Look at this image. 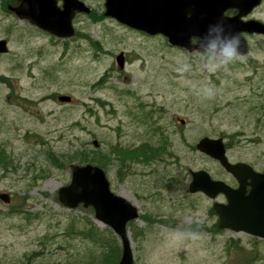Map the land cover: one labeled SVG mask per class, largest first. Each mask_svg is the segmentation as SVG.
Listing matches in <instances>:
<instances>
[{
    "label": "rangeland",
    "instance_id": "374dc122",
    "mask_svg": "<svg viewBox=\"0 0 264 264\" xmlns=\"http://www.w3.org/2000/svg\"><path fill=\"white\" fill-rule=\"evenodd\" d=\"M103 1L85 0L92 12L76 19L67 40L0 9V40L8 47L0 54V150L7 159L0 193L11 200L0 201V264H83L98 254L78 230L91 222L108 228L90 209L68 210L57 200L77 164L69 157L94 151L111 190L138 208L128 229L133 264H264V241L217 229L212 202L187 192L189 171L230 183L218 163L192 150L204 137L222 138L230 162L264 170L263 38L250 36L247 56L209 71L196 51L95 17ZM253 18L264 22V4ZM119 53L123 70L114 61ZM184 62L190 70L181 73ZM205 84L214 88L211 99L197 95ZM153 127L170 138V158L152 165L106 158L156 142Z\"/></svg>",
    "mask_w": 264,
    "mask_h": 264
},
{
    "label": "water",
    "instance_id": "95a60500",
    "mask_svg": "<svg viewBox=\"0 0 264 264\" xmlns=\"http://www.w3.org/2000/svg\"><path fill=\"white\" fill-rule=\"evenodd\" d=\"M21 1L20 6L9 9L19 19H26L30 24L58 38L73 36L70 19L74 11H89L76 0H63L62 10L56 8L53 0ZM259 2L260 0H105L104 16L149 35L161 34L171 46L189 52L199 47L198 44L191 45L190 37L202 36L209 24L222 20L227 31L239 34L241 52L245 55L247 47L240 33L245 31L264 34V26L257 22L241 24L238 19ZM230 8L239 11L236 17H224V12ZM6 52V41L0 40V54ZM116 62L122 68L121 54L116 57ZM59 100L68 102L69 98L60 97ZM93 144L97 145L96 142ZM195 147L199 152L217 160L231 173L238 188L231 189L221 181L212 180L204 171H197L190 172L192 179L188 185L189 192H202L211 199L219 194L224 195L226 204H213L218 216V228L264 239V173H255L245 164H229L220 138H202ZM246 187H249L247 194ZM0 200L9 203L7 194H0ZM58 200L70 209L79 204L84 208L92 207L95 220L110 227L120 240L122 251L118 264H132L126 224L137 218V210L125 199L109 191L101 169L90 165L71 166L70 182L58 190Z\"/></svg>",
    "mask_w": 264,
    "mask_h": 264
},
{
    "label": "trees",
    "instance_id": "16d2710c",
    "mask_svg": "<svg viewBox=\"0 0 264 264\" xmlns=\"http://www.w3.org/2000/svg\"><path fill=\"white\" fill-rule=\"evenodd\" d=\"M154 133L158 134V139L156 142H152L151 144H141L138 147H135L132 150H117L115 149L113 153L107 154L106 158L109 160L112 158H118L119 164L125 163H140L142 165H150V164H159L160 162L165 161L166 158H170L171 155L169 153L170 149V138L164 134L163 130H159L157 127H153ZM192 150L194 148L192 147ZM93 156H82L81 154H73L69 157L70 164H95L97 166L103 167L104 164L101 162L98 151H94L92 153ZM48 160L52 164V166H56L55 163L56 157L54 156V152L49 151L47 153ZM66 160V159H65ZM7 166V159L4 156L3 152L0 150V167ZM129 167V166H128ZM127 166L124 167V170H129ZM167 179H169L167 177ZM213 214V212L211 211ZM78 235L83 239H86L94 244H97L100 247V250L96 256L89 257V259L83 264H117L120 256V248L118 243L113 236V234L107 230H99L92 222L84 224V227L78 230ZM235 242V241H234ZM241 249V248H240Z\"/></svg>",
    "mask_w": 264,
    "mask_h": 264
},
{
    "label": "clouds",
    "instance_id": "9594fccd",
    "mask_svg": "<svg viewBox=\"0 0 264 264\" xmlns=\"http://www.w3.org/2000/svg\"><path fill=\"white\" fill-rule=\"evenodd\" d=\"M202 41L206 42L201 43ZM190 42L199 45L197 55L204 60V67L209 71L227 67L243 55L239 34L227 31L222 20L209 24L202 36L190 37ZM177 70L181 73L188 71L190 64L184 62ZM214 94V88L210 84L197 90V95L205 99H211Z\"/></svg>",
    "mask_w": 264,
    "mask_h": 264
},
{
    "label": "flooded vegetation",
    "instance_id": "af4514ba",
    "mask_svg": "<svg viewBox=\"0 0 264 264\" xmlns=\"http://www.w3.org/2000/svg\"><path fill=\"white\" fill-rule=\"evenodd\" d=\"M53 1L55 3L56 7L60 8V9H63V0H53ZM76 1L79 2V3H84L85 2V0H76ZM21 3H22L21 0H0V9L2 11V8L5 5L6 6V10L5 11L11 13L9 8H16V7L20 6ZM263 4H264V0L261 1V4H260L259 7H261ZM259 7L255 8L254 11L250 15H248L247 17L244 18V20L254 19L253 18V14L257 10H259ZM235 14H236L235 10L231 9V10L226 11V16H228V17H231V16H233ZM81 17H84V15L81 14V13H77V11H74V13L72 15V25L74 26V23H75L76 19H79ZM258 21H260V20H258ZM262 23H264V22H262ZM33 28H35V27H33ZM35 29H37V28H35ZM243 36L245 38H249L250 37L248 34H243ZM259 37L263 38V40H264V36L260 35ZM231 181H232V183L234 184V187H235L236 186L235 180L232 178Z\"/></svg>",
    "mask_w": 264,
    "mask_h": 264
}]
</instances>
